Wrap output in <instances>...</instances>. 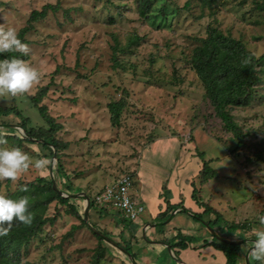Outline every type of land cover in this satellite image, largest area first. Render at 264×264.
Instances as JSON below:
<instances>
[{
	"label": "rangeland",
	"instance_id": "obj_1",
	"mask_svg": "<svg viewBox=\"0 0 264 264\" xmlns=\"http://www.w3.org/2000/svg\"><path fill=\"white\" fill-rule=\"evenodd\" d=\"M153 2L143 17L138 0H0V28L16 29L31 51L15 54L40 73L29 92L0 98V109L13 107L21 115H0V135L6 140L0 147H18L33 160L49 161L43 169L30 167L15 181L1 180L0 195L34 197L21 188L44 177L54 179L61 191L85 192L93 199L120 175L134 176L144 150L156 139L177 138L187 161H201L193 184L199 205L220 212L223 223L241 226L225 232L219 228V236L246 240V252L255 232L264 230L258 219L264 215V60L248 104L230 108L240 126L237 136L217 115L191 59L209 25L240 40L257 57L263 55L264 10L259 5L264 0ZM48 4L59 7L31 19L33 11ZM112 102L123 104L118 124L112 120ZM44 137L57 140L60 148L42 145ZM85 206V200L75 197L32 208L47 222L21 245L18 264H132L131 258L138 262L142 254L161 264H181L172 256L174 248L142 250L149 246L142 230L137 251L127 244L129 230L123 228L130 220L121 211L95 206L98 210L91 208L86 220ZM207 214L201 213V221L182 214L170 223L181 218L183 226L202 230ZM170 217L164 215L162 221ZM192 227L187 231L195 235ZM98 233L131 255L100 240Z\"/></svg>",
	"mask_w": 264,
	"mask_h": 264
},
{
	"label": "trees",
	"instance_id": "obj_2",
	"mask_svg": "<svg viewBox=\"0 0 264 264\" xmlns=\"http://www.w3.org/2000/svg\"><path fill=\"white\" fill-rule=\"evenodd\" d=\"M153 5V0H138V10L140 15L146 17L150 13ZM259 6L262 10H264V4ZM58 7V4H48L43 8L42 11H33L31 14V19L37 20L41 17H44L49 10L56 11ZM27 30H29L28 27L21 30L19 34L21 38H23V35L27 32ZM199 42L200 44L193 51L191 59L192 67L205 89L207 98L215 107L217 115L222 119L226 128L229 131L234 132L237 136H240V126L234 121L230 112V108L234 106L247 105L250 101L254 87L261 80L258 67L264 60V54L257 57L254 53L248 50L240 40L232 37L231 35L225 34L221 29L212 25L207 27L206 37L201 38ZM13 57H17L15 52L0 54V60L5 58L11 59ZM122 105V102L110 103L112 120L114 124L119 123ZM40 110L42 111V114L45 115V108L43 106L40 107ZM12 113L19 114V112L15 111V108L13 107L0 109V115L7 116L11 115ZM45 118L51 125V118L46 115ZM21 126L26 130L28 135L26 122H22ZM28 136L32 135L29 133ZM40 140L43 142L42 145H51L54 148H60V144L57 140L46 137L40 138ZM29 190L32 191L34 197H24H27L29 201L28 210L33 216V222L31 225H24L14 221L8 235L0 237V260L4 264H18L21 255V245L26 242L38 228L47 222L46 218H42L39 214L38 216L34 215L32 213V208L36 209V205L46 206V203H49L54 199H57L61 203H69L73 199L70 196L65 197L61 195L58 190L53 188V181L47 180L44 177L38 178L36 182L29 183L27 185V191ZM24 194H26V191ZM193 198L198 204H200V201L197 198L196 188L193 190ZM93 207L96 208L91 198L90 209ZM173 207H175V205ZM71 208L73 211L79 213L78 209L74 205H71ZM180 211L189 214L195 220L201 221V219H203L201 213L193 212L192 210H189L185 207H182ZM205 211L208 213H214L216 215V218L213 222L204 221L207 227L212 229L216 227L220 221L222 222V215L220 212L212 210L210 207H206ZM82 219L85 221L84 218ZM130 223L134 222L130 221ZM132 225L136 227V224ZM238 227L241 226H231L233 229ZM98 235L100 240L104 239L99 233ZM216 237L219 242H215L213 244L204 242V245H214L216 248L222 250L227 258L226 264H237L240 258V249L242 243L239 240L231 241L218 235H216ZM180 241L176 244L179 246V248L184 249L188 246L182 238ZM170 246L173 247L174 245ZM126 249H128V246H126ZM249 262L251 264H261L255 259L254 256L249 259Z\"/></svg>",
	"mask_w": 264,
	"mask_h": 264
},
{
	"label": "crops",
	"instance_id": "obj_3",
	"mask_svg": "<svg viewBox=\"0 0 264 264\" xmlns=\"http://www.w3.org/2000/svg\"><path fill=\"white\" fill-rule=\"evenodd\" d=\"M178 143L179 140L177 138L161 137L156 139L151 146L144 150L139 164L133 169L135 184L132 194L137 201L144 204L146 212L135 222L136 227L132 225L134 223L129 224L127 222L128 227H124L123 230L128 228L129 233H125L127 236L124 240L131 246L134 244V249L136 250L142 230L144 237L148 236L147 242L149 243V246L143 247L142 250L148 252L156 249L162 252L167 248H170L169 250L174 248L177 254L173 253L172 256L176 257L177 262L181 264H226L225 253L214 245H204V242L209 244L219 242L216 237V235L219 236V228L224 230V232L225 229L230 230L231 223L226 221V224L220 221L216 227L212 229L203 227L202 230L192 227L193 224L187 225L189 227L183 226L181 218V221L176 224L174 221L170 223L182 214L190 216L180 211L182 207L193 212L206 213V208L204 209V206L199 205L193 198V184L198 172L201 171V161L197 159L193 164L187 161L189 159L186 158V151L181 153V147L178 146ZM175 151L176 154L174 153L173 157L168 158ZM166 159H169V161H166ZM197 188L201 191L200 187ZM174 205L175 207H173ZM164 215H171V217L166 221H162V216ZM215 218L216 215L214 213H208L204 217L205 221L211 222ZM191 227L195 235L189 234L187 231V229L191 230ZM181 238L188 245L184 249L176 245ZM233 238L232 236H225L224 239L234 241ZM171 241L174 242L173 247L169 244ZM248 250L249 248L245 252V244L242 243L237 264H247L245 259H247ZM251 257L253 256L250 253L248 258L250 259ZM138 263L161 264V262L153 260L145 254H142Z\"/></svg>",
	"mask_w": 264,
	"mask_h": 264
},
{
	"label": "clouds",
	"instance_id": "obj_4",
	"mask_svg": "<svg viewBox=\"0 0 264 264\" xmlns=\"http://www.w3.org/2000/svg\"><path fill=\"white\" fill-rule=\"evenodd\" d=\"M30 51V47L18 37L15 28H0V54L19 52L28 56ZM39 79V71L18 57L0 60V98L27 93ZM5 143L6 140L0 135V145ZM48 163L49 161L43 158L33 160L18 147H0V180L15 181L30 167L39 170L45 168ZM21 191H27V186H22ZM28 209L27 197L13 199L0 195V237L8 235L14 221L31 225L33 216ZM258 219L259 223L264 225V215ZM255 237L253 247L249 251L256 260L264 261V230L256 231Z\"/></svg>",
	"mask_w": 264,
	"mask_h": 264
},
{
	"label": "built area",
	"instance_id": "obj_5",
	"mask_svg": "<svg viewBox=\"0 0 264 264\" xmlns=\"http://www.w3.org/2000/svg\"><path fill=\"white\" fill-rule=\"evenodd\" d=\"M134 184L135 177L131 173L122 174L99 189L92 200L95 206L117 209L126 219L137 222L145 212V206L133 197Z\"/></svg>",
	"mask_w": 264,
	"mask_h": 264
},
{
	"label": "water",
	"instance_id": "obj_6",
	"mask_svg": "<svg viewBox=\"0 0 264 264\" xmlns=\"http://www.w3.org/2000/svg\"><path fill=\"white\" fill-rule=\"evenodd\" d=\"M52 181H53V188L55 189V190H58V192L61 194V195H63V196H66V197H72V198H75V197H79V198H81V199H83V200H85L86 201V206H85V210H84V216H85V219L87 220L88 219V216H89V212H90V206H91V199H90V197L85 193V192H79V193H68V192H64V191H61L60 189H58V187H57V185H56V183H55V181H54V179H52ZM173 217V216H172ZM172 219V218H171ZM101 235V237H103L104 239H107L109 242H111L114 246H116V247H119L120 249H122L123 251H125L127 254H129V255H131L130 253H129V251H127V250H125V248L122 246H120L117 242H115V241H113L112 239H110L107 235H105V234H100ZM245 241L246 240H241L240 242H244L245 243ZM170 249V248H169ZM251 249V248H250ZM249 249V250H250ZM248 250V253H247V264H250V262H249V258H248V256H249V254H250V251ZM131 257V256H130ZM132 259V264H139L137 261H136V259L135 258H131Z\"/></svg>",
	"mask_w": 264,
	"mask_h": 264
}]
</instances>
